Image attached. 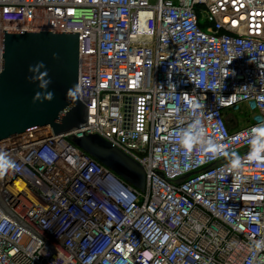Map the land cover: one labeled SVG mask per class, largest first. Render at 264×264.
I'll use <instances>...</instances> for the list:
<instances>
[{"label": "built area", "instance_id": "2783aa9c", "mask_svg": "<svg viewBox=\"0 0 264 264\" xmlns=\"http://www.w3.org/2000/svg\"><path fill=\"white\" fill-rule=\"evenodd\" d=\"M7 29L80 35L89 113L0 141V264H264V0H0V72Z\"/></svg>", "mask_w": 264, "mask_h": 264}, {"label": "water", "instance_id": "95a60500", "mask_svg": "<svg viewBox=\"0 0 264 264\" xmlns=\"http://www.w3.org/2000/svg\"><path fill=\"white\" fill-rule=\"evenodd\" d=\"M54 53L56 58H53ZM79 74L78 33L4 30L0 141L39 131L69 134L86 126L89 109L79 97ZM49 93L53 94L51 99ZM73 142L132 187L145 191V168L107 139L99 134L80 132L73 135ZM0 208L25 225L1 196Z\"/></svg>", "mask_w": 264, "mask_h": 264}, {"label": "clouds", "instance_id": "9594fccd", "mask_svg": "<svg viewBox=\"0 0 264 264\" xmlns=\"http://www.w3.org/2000/svg\"><path fill=\"white\" fill-rule=\"evenodd\" d=\"M53 58H56V54L55 53L53 54ZM40 66L43 67V64L41 63ZM29 70L31 71L32 69L30 68ZM48 82L50 83V81H48ZM52 95H53L52 93H49L48 94V98L51 99L52 98Z\"/></svg>", "mask_w": 264, "mask_h": 264}]
</instances>
